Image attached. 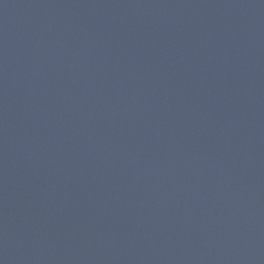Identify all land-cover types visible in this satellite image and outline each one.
<instances>
[{
    "label": "water",
    "instance_id": "water-1",
    "mask_svg": "<svg viewBox=\"0 0 264 264\" xmlns=\"http://www.w3.org/2000/svg\"><path fill=\"white\" fill-rule=\"evenodd\" d=\"M0 264H264V0H0Z\"/></svg>",
    "mask_w": 264,
    "mask_h": 264
}]
</instances>
